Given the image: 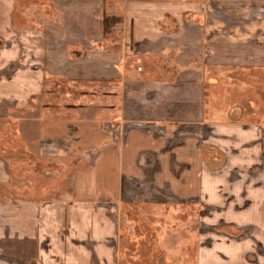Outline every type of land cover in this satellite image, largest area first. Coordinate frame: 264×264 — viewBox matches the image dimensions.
<instances>
[{
	"label": "crops",
	"instance_id": "crops-1",
	"mask_svg": "<svg viewBox=\"0 0 264 264\" xmlns=\"http://www.w3.org/2000/svg\"><path fill=\"white\" fill-rule=\"evenodd\" d=\"M122 207L264 264V0H0V264H119Z\"/></svg>",
	"mask_w": 264,
	"mask_h": 264
},
{
	"label": "rangeland",
	"instance_id": "rangeland-1",
	"mask_svg": "<svg viewBox=\"0 0 264 264\" xmlns=\"http://www.w3.org/2000/svg\"><path fill=\"white\" fill-rule=\"evenodd\" d=\"M36 3L33 8H40V4L43 7L44 3ZM156 212L158 218L153 219L148 217L153 211L147 209L122 207L116 211V217L121 219L117 230L119 264H197L199 226L186 225L179 218L169 219L167 210ZM203 245L209 249L213 242L210 239Z\"/></svg>",
	"mask_w": 264,
	"mask_h": 264
},
{
	"label": "trees",
	"instance_id": "trees-1",
	"mask_svg": "<svg viewBox=\"0 0 264 264\" xmlns=\"http://www.w3.org/2000/svg\"><path fill=\"white\" fill-rule=\"evenodd\" d=\"M119 20L115 18L105 17L104 19V27L105 31L108 32L109 28L113 26L114 24L118 23Z\"/></svg>",
	"mask_w": 264,
	"mask_h": 264
}]
</instances>
